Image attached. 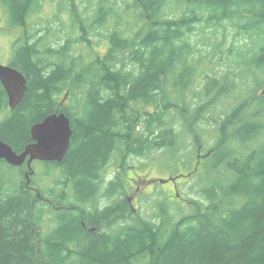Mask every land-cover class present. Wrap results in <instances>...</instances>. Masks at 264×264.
I'll return each mask as SVG.
<instances>
[{"label":"trees","instance_id":"trees-1","mask_svg":"<svg viewBox=\"0 0 264 264\" xmlns=\"http://www.w3.org/2000/svg\"><path fill=\"white\" fill-rule=\"evenodd\" d=\"M43 1L0 0L8 25L23 29L9 66L27 81L13 111L0 84V140L19 153L32 125L64 113L71 143L59 165L46 164L44 175L55 182H40L42 201L23 189L18 167L0 162V264H264V0H63L57 12L69 7L68 32L81 33L52 42L48 29L38 36L27 24ZM202 23L213 35L223 30L220 43L226 26L249 41L229 45L235 67L220 76L199 69L222 46L192 41ZM91 34L107 45L89 61L77 46L92 47ZM199 43L210 47L205 56ZM196 74L204 75L200 89ZM63 94L77 113L60 104ZM202 121L214 127L200 128L213 142L199 158L200 135L188 139L198 155L181 148L185 126L192 131ZM165 149L185 163L194 159L187 176L204 204L186 215L163 202L151 214L134 213L123 192L117 204L92 211L115 153L125 170L126 159ZM119 205L122 215L112 221Z\"/></svg>","mask_w":264,"mask_h":264},{"label":"rangeland","instance_id":"rangeland-1","mask_svg":"<svg viewBox=\"0 0 264 264\" xmlns=\"http://www.w3.org/2000/svg\"><path fill=\"white\" fill-rule=\"evenodd\" d=\"M62 1L63 0H44L42 6L38 8L36 14H33L28 20V28L31 29L34 27L35 30H39L38 36L45 35L48 29L50 33L49 39L52 38L51 42L54 38L53 36H57L60 37L59 39H63L66 38L67 35H72L74 39L77 38V34L81 32L77 30H70L68 32V29H70L71 26L73 27V23L71 22V20H68L70 12L67 8L69 7H66V10L62 13L57 12L58 4H60ZM167 10L170 11L169 8H167ZM56 13L61 17V20H59L60 22H56ZM181 13L182 11L180 12V14ZM170 17L178 18L179 14L173 13L170 15ZM223 24L228 25V22L223 21ZM196 27L197 31H195L192 35L193 42L208 41L209 43L217 42L219 43V45L222 44V46H219V54L214 55L213 57L211 55L210 57L207 54V57L204 58V60L202 59L201 63H199V69L202 72H211L213 74H216L215 76H220L223 71L230 70L235 67V65H233V56L227 53L229 45L237 40H239V43L236 44V46L241 45L243 42L248 44L249 41L242 40L245 38L242 34H238L235 37L237 30L231 28L230 26L225 27L226 38L222 43L220 42L222 41L223 30L222 32H215V34L213 35L212 33L214 32V30L212 29H205L204 31L201 30L202 27H205L204 23L197 24ZM22 36V28H13L8 25V15L4 8H2V10L0 11V65H9L14 56L15 45H19V39H21ZM89 39L93 43L92 47H88L86 44H79L77 48L80 49L84 55H88L87 59L90 61L91 57L93 58L105 54L107 39L104 37L100 38L96 34H91ZM55 44L57 43H54L53 46H55ZM201 44L199 43L197 47L201 49V55L205 56L206 53L210 52V47L208 45L203 47ZM94 51L96 52V54H94ZM211 58L212 61L210 63L209 61ZM195 79L197 81L196 87L200 89V83H202L204 75L196 74ZM260 92H262L261 89L258 91V93ZM64 94L60 97V104H63V107H67L72 114L77 113V110L73 108L72 101L69 100V98H66ZM229 105H231V103L227 102V107ZM149 111L153 112V110L150 108ZM5 115V112L1 113L0 119ZM216 117L217 118L214 120H217L218 122L222 118V116H219V114H217ZM214 120L212 118L208 120V123L214 124ZM198 125V127H193L192 131H189V128L185 126V139L187 140L182 145L181 151H184L186 154H188V152L191 153L194 151L191 147V144L193 145V141H188V139H191L189 137V134L191 135L192 139L193 137H196V135H200V144H195L193 146H199V148L201 149V154L206 153L213 142L212 136L210 134H206L204 129L208 128L209 131H212L214 127H206L203 121L199 122ZM201 127H203L204 129H200ZM176 129L180 130L181 127L176 125ZM195 129L198 132H196ZM254 144L256 145L255 142ZM254 144L248 149H252L254 147ZM195 154L198 155V153L196 152ZM177 156L178 155L174 156L168 149H165L161 151V153H153L148 158H128L126 159L127 166L125 170L117 169L118 166L116 165L110 166L104 170L103 176L104 178L112 175H115L116 178L119 176V174L120 176H122V178L124 179V197L126 198L131 211H133L134 213L139 211H148L151 214L153 211H156L155 207L158 206L157 204L163 202L165 204L167 203L171 210L174 207L180 209L182 214L186 215L197 208L196 202L201 201L203 204L205 202L202 198L194 194V191L198 189L197 181L194 180V184V181L189 180L187 176L188 172L190 174V172L192 171L193 165L195 163L194 159L190 162L186 161L185 163V160L182 159L183 157ZM114 163H123V159L118 155H114L112 164ZM33 168L40 175H43L46 172V168L42 167L38 161L34 162ZM49 179L50 175L43 176V180L45 182H47ZM169 179L173 180L169 181ZM161 181L167 182L161 183ZM167 195L169 197H167ZM182 214L180 216L179 214H177L175 218L179 219ZM44 230H47V225L44 226Z\"/></svg>","mask_w":264,"mask_h":264},{"label":"water","instance_id":"water-1","mask_svg":"<svg viewBox=\"0 0 264 264\" xmlns=\"http://www.w3.org/2000/svg\"><path fill=\"white\" fill-rule=\"evenodd\" d=\"M0 84L8 98L9 109L14 110L25 96V77L10 66L0 65ZM261 94H264V89ZM71 136L70 120L64 113L48 115L41 122L32 125L30 137L33 142L22 153H15L8 144L0 140V162L4 161L13 167L23 165L26 160L29 166L34 161L61 163L68 152Z\"/></svg>","mask_w":264,"mask_h":264},{"label":"flooded vegetation","instance_id":"flooded-vegetation-1","mask_svg":"<svg viewBox=\"0 0 264 264\" xmlns=\"http://www.w3.org/2000/svg\"><path fill=\"white\" fill-rule=\"evenodd\" d=\"M18 46V44H16L15 45V48ZM7 66H9V65H7ZM6 95V94H5ZM6 98H7V96H6ZM7 103H8V98H7ZM61 105H63V104H61ZM8 106V105H7ZM8 110L9 111H13V110H10L9 109V107H8ZM15 110V109H14ZM0 116H1V114H0ZM4 117H2L1 119H0V121L3 119ZM71 123V122H70ZM32 127V126H31ZM28 132H29V136H30V129L28 130ZM33 141H32V139H31V137H30V142L27 144V145H29L30 143H32ZM70 143H71V139H70ZM69 143V144H70ZM27 145H25V147L27 146ZM70 146V145H69ZM25 147H23V149L21 150V152H19V153H17V154H20V153H22L23 152V150H24V148ZM115 155H117V153H115ZM114 156V155H113ZM113 156H112V159H113ZM119 157H121V156H119ZM202 157V154H201V149L199 148V158H201ZM112 159H111V161L109 162V164L107 165V167L106 168H108V167H110V166H114V165H116V166H118V167H120V164H118V163H114V164H112ZM2 162V161H1ZM34 162H36V161H34ZM34 162H32L31 164H30V166L28 165V160H26L25 162H24V164L23 165H21V166H19L18 168L20 169V171H21V176H22V179H23V189L26 191V192H29V194L30 195H32L33 197H35V198H37L38 200H41V199H43V198H41L42 196H41V193H40V182L41 183H45L47 186H50L52 183H54L55 182V180H51V179H49L47 182H45L44 180H43V176H44V174L43 175H40L36 170H34V168H33V165H34ZM39 162V161H38ZM40 164H41V166L42 167H48L47 165L48 164H50V163H52V164H57V165H59L60 163H55V162H39ZM7 164V163H6ZM47 164V165H46ZM13 167V166H12ZM117 167V169H120V168H118ZM121 170V169H120ZM54 177H59L60 176V174H59V172H56V173H54V175H53ZM41 179V180H40ZM118 180H119V182L120 183H118ZM123 178H122V176H120V174H119V176L118 177H116L115 178V175H112V176H109V177H106V178H103V180H102V184H101V189L98 191V195H96V198L94 199V201H93V203H92V211H95V209H98L99 211H102L103 210V208L104 207H106V206H108V203H111V205L112 204H114V203H118V201L120 200V199H122V198H118V197H121L122 196V194H123ZM39 185V186H38ZM111 185H116V186H118L119 188H117L116 190H114V191H109L108 193H107V191H106V189L109 187V186H111ZM71 187V186H70ZM49 188V187H48ZM112 189V188H111ZM110 189V190H111ZM175 190H176V188H175ZM104 192H105V195H106V197H104V198H101V196L100 195H104ZM107 194H109V195H111L110 197H108L107 196ZM69 197L71 198V200H73L74 199V192H73V190H72V188L70 189V195H69ZM167 197H169L168 195H167ZM42 201V200H41ZM122 205H119L118 207H117V211H115L114 210V212H112V214H111V216H112V221L113 220H115L116 218H120V216L122 215ZM72 209H76L75 208V206H72L71 207ZM101 219V217H98V218H96V220L97 219ZM89 232H95V233H97L98 232V230L97 229H95V228H92V229H89ZM111 235H113V233H111Z\"/></svg>","mask_w":264,"mask_h":264},{"label":"bare ground","instance_id":"bare-ground-1","mask_svg":"<svg viewBox=\"0 0 264 264\" xmlns=\"http://www.w3.org/2000/svg\"><path fill=\"white\" fill-rule=\"evenodd\" d=\"M72 183V182H71ZM60 206H61V204H60ZM37 255V254H36Z\"/></svg>","mask_w":264,"mask_h":264}]
</instances>
